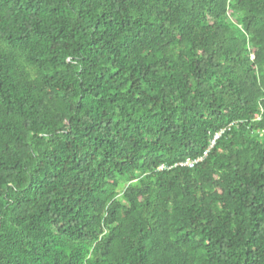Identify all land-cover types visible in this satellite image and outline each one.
<instances>
[{
	"label": "trees",
	"instance_id": "obj_1",
	"mask_svg": "<svg viewBox=\"0 0 264 264\" xmlns=\"http://www.w3.org/2000/svg\"><path fill=\"white\" fill-rule=\"evenodd\" d=\"M0 264H264V0H0Z\"/></svg>",
	"mask_w": 264,
	"mask_h": 264
},
{
	"label": "built area",
	"instance_id": "obj_2",
	"mask_svg": "<svg viewBox=\"0 0 264 264\" xmlns=\"http://www.w3.org/2000/svg\"><path fill=\"white\" fill-rule=\"evenodd\" d=\"M217 138H218V135H216L215 138H214V140L211 142V146H213L214 141H215V139H217ZM205 154H206V153H205ZM199 160H200V158L197 159V160H195V161H189V162L187 163V165L190 166V167H192V166H193L195 163H197Z\"/></svg>",
	"mask_w": 264,
	"mask_h": 264
}]
</instances>
